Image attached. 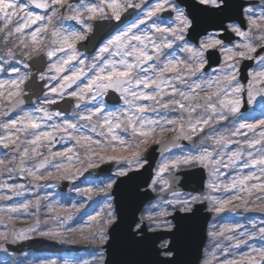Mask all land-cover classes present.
Returning a JSON list of instances; mask_svg holds the SVG:
<instances>
[{"label":"snow or ice","instance_id":"obj_1","mask_svg":"<svg viewBox=\"0 0 264 264\" xmlns=\"http://www.w3.org/2000/svg\"><path fill=\"white\" fill-rule=\"evenodd\" d=\"M31 7L44 14L31 11ZM61 9H66V17ZM129 9L141 14L123 28L114 25V34L98 41L93 55L80 51L78 46L86 47L95 37L94 22H122ZM164 12L174 14L167 24L158 22ZM64 19L74 21L79 29L57 27ZM0 33H4L5 45L11 44L8 56L15 60V48L22 57L15 62L29 69L21 72L13 67L10 71L15 78L0 81V104L7 109L0 108V116H8L23 105L30 80L41 93L39 106L31 112L0 121V145L12 150L10 158L0 159V170L10 175L18 172L36 182L53 177L75 180L87 169L114 161L125 165L118 167L115 175L128 177L129 172L139 171L147 163L146 146L159 145L162 149V161L150 187L156 191L159 185V191L170 193V197L161 201L159 211L139 220L135 216L125 220L110 203L114 179L99 188L76 189L89 199L93 192L106 196L107 210L88 217L81 238L108 244L113 250L109 264H184L181 255L187 237L182 222L191 220L198 211L196 205L205 201L217 214L250 206L264 212V3L257 8L248 0H187L186 6L180 7L173 0H154L151 4L147 0H81L73 7L69 0H0ZM13 37L14 41L10 39ZM233 37L238 39L233 41ZM216 53L219 66L205 76V65ZM244 60H256L260 66L249 73L246 88L239 80ZM28 61L42 65L35 78ZM36 80L43 82L42 87ZM110 91L118 94L123 107L107 109L105 97ZM245 94L249 105L261 98L260 117L248 120L241 116ZM66 98L75 101L71 113L50 111L48 106ZM171 112L179 115L170 117ZM222 122L230 125L226 132L217 128ZM207 129L211 133L191 151L165 156L181 147L175 141L192 140ZM121 133H127L128 138ZM168 133L173 135L166 139ZM65 138L74 143L53 151L55 143ZM230 144L238 145L237 149L225 151ZM238 163L249 171L227 182L220 180L224 175L221 168ZM197 167L208 171L207 192L185 196L173 190L181 179L178 172ZM24 191L23 184L0 182V201L22 196ZM30 207L38 213L41 198L0 207V213L11 223ZM83 207L74 204L72 209L78 212ZM47 210L56 212V205H48ZM71 219L72 211L65 209L62 219L60 214L51 216L56 226L40 230L37 217L25 229L0 232V241L15 243L30 239L29 234L65 240L64 226ZM212 227L209 235L217 239L215 248L223 254L242 245L249 249L220 264H264V247L248 245L257 235L264 239V226L255 231L253 224L254 231L238 234V224L221 225L218 230ZM84 228L87 235H83ZM146 229L166 235L149 236ZM221 241L228 243L221 248ZM212 258L216 259L215 252ZM99 259L104 264L103 257Z\"/></svg>","mask_w":264,"mask_h":264},{"label":"rangeland","instance_id":"obj_2","mask_svg":"<svg viewBox=\"0 0 264 264\" xmlns=\"http://www.w3.org/2000/svg\"><path fill=\"white\" fill-rule=\"evenodd\" d=\"M23 2L27 3V0H23ZM81 1L79 2H75L73 4V7H76L79 5ZM85 2H94V0H85ZM95 2H98V0H95ZM154 0H149V4L153 3ZM174 3L175 0H173ZM264 3V1H263ZM177 4V3H176ZM262 4V3H261ZM260 5H257V8H259ZM182 7V6H181ZM31 11L33 12H38L41 15L44 14L43 10L40 9H36L34 7L30 8ZM141 14V13H139ZM136 17H134L132 20H130L128 23H131L134 19H136ZM172 18V17H171ZM171 18H161L159 17L158 22H162L164 24H167L171 21ZM70 27L72 29L78 30L79 26L74 22V21H70L67 19H64L62 22L58 21L57 22V27ZM124 27V26H123ZM121 27V28H123ZM143 27V26H142ZM35 28V25L33 26V29ZM3 36L4 33H0V68H2L3 70L0 71V81L3 80H10V79H14L15 78V74L12 73L10 70L13 67H18L20 68L21 72H25L28 71L29 69H25L23 67V64H17L15 62V60H19L22 59V57L19 56V53L17 52V50L15 48H12L13 53H15V60L12 59L11 57L8 56V48L11 47L10 46H6L5 42L3 40ZM15 40V37L10 38ZM80 51L82 53H85L86 55H93L94 52L92 53H86L84 50ZM178 55L183 56V53H179L177 52ZM9 60V63H4V60ZM218 66L214 67L217 68ZM259 64L256 61V63L251 67L250 72H254V71H258L259 70ZM213 69V68H212ZM212 69L208 70L206 72H204L205 76L207 75H211L212 74ZM250 78V77H249ZM240 80V79H239ZM241 82V80H240ZM242 83V82H241ZM245 87H247V84L244 85ZM7 87V86H6ZM261 98H257V100L254 102V104L252 105V109L250 110V112H246L243 113L241 116L244 119H248V120H253L256 119L258 117H260L261 112H262V102H260ZM38 100L32 104V105H28L25 107H21L16 109V111H14L13 113H9L8 116H0V121H6L9 118H16V116L21 115L23 113V111H29L31 112L35 107H38ZM106 107L108 110H114V108L116 107H123V102L121 101V103L119 105H109L106 102ZM0 108H4V106L2 104H0ZM4 110L6 111V108H4ZM50 111H56V110H51ZM73 111V109H72ZM71 111V112H72ZM70 112V113H71ZM174 114L179 115L178 112H173ZM149 116H154V113H148ZM170 116V114H168ZM230 127V125H226L223 122L217 126L218 130L220 132H226V129ZM211 133L210 129H207L205 131V133H203V135L201 136V138L203 139V136L208 135ZM0 134H3V130L0 129ZM169 134V133H168ZM173 134V133H171ZM94 135V134H93ZM121 135H124L126 138H128V134L127 133H121ZM252 134L249 133V136H251ZM234 139H242V137H236ZM201 141V139H200ZM68 143L69 145H71L72 143H74L73 141H68L67 138H65L64 142H60V143H55L54 147H53V151H59L64 147V144ZM210 143V142H209ZM238 147V145L236 144H230L228 145V147L225 149V151H233L236 150ZM193 148L191 147H182V148H177L176 150H172L171 153H166L165 156L168 155H175V154H179L181 151L184 152H188L191 151ZM12 153L9 152V149H5L2 145H0V159H5V157L7 156V158H10ZM161 159L158 161L156 168L158 166V164L162 161V156L160 157ZM28 166H31V164H29ZM125 166L123 164H121L120 166H117L113 169V173L108 176V177H103V178H86L85 176L80 175L77 179L73 180V184L71 185V187L66 191V192H60L57 188V185L55 184L56 182V178L53 177L52 179L46 180V181H42V183H40L36 188L33 187H29L27 185V181L30 178H22L19 173H13V174H7V175H2L0 176V182H6L9 184H23L25 186V191L24 194L22 196L19 197H13L12 200L9 201H0V207H5L6 205H11V204H16V203H20L23 202L25 200H30V201H35L36 197L39 196L41 198V212L39 214V212L35 213V217H32V213L30 211V208L27 210V212L22 211L21 213H19V218L15 219L13 222L9 223L7 216L4 213H0V216L3 217V222H0V232L2 231H8L11 229H16L17 231L21 230V229H25L30 225H33L35 220L37 219V217L40 220V230H47V228L49 226H56V222L51 220V216L53 215H57L60 214L61 219L63 218V213L65 209L71 210L72 211V219L67 221V223L64 226V230H65V235L66 238H70L72 239L73 237L76 238L75 241L78 242H85L87 245V249H85L84 252H81L79 254H75V253H64L62 255V257L60 256H55V255H43L42 258L38 257V258H34V256L32 255V253H29L31 259L35 264H47L48 261H55L56 264H65V261L70 262V264H85V262H87V264H100V257H103L104 259V249L103 247L97 243L94 242L92 240H85L82 239V233H81V228L88 223V217L95 215L97 212H104L107 209L105 208V202H106V196L104 193L102 192H93L91 194V199H89L87 196L83 195L82 193H78L76 191L77 188L79 189H85V188H99L101 187L103 184L107 183V181L109 179H114L116 178L115 172L117 170L118 167H122ZM249 171V169H241L239 167V163L237 164V166L233 167L230 166L228 168H221V172L224 173L223 176L220 177V180L227 182L228 180L235 178L238 174L239 175H243L246 174ZM84 173V172H83ZM207 182L210 179L208 171H207ZM44 182V183H43ZM159 185L156 186L157 190H159ZM180 192V191H179ZM182 195H190L184 192H180ZM111 199H110V203L112 204V209L114 211V206L112 203V194L111 192L109 193ZM215 195H221V193H215ZM255 195H259V193H255ZM47 196V199H44V197ZM170 197V194L168 196H162L160 194L157 195L156 199L151 201L150 203L147 204V206L142 210V216H146L149 212H155V211H159L160 210V205H161V201L164 199H167ZM56 205V212L53 213H49L47 208L48 205ZM77 205V207H79V205L83 204L84 207L80 208V210L77 212L74 209H72L73 205ZM40 208V209H41ZM212 217H211V221L208 225V236L206 239V244L203 247V256L200 260L201 264H205V261H211V264H220V261L223 260H231L233 258H238L239 255L241 253H246L248 252V246H244L242 245L239 249H230L229 253L227 255L223 254L222 251L220 249H216L215 248V244L217 243V239L210 236L209 233L211 231H213V225L216 226V229L218 230L219 227L221 225H241V228L237 229V234L239 233V231H247V232H252L254 231L252 225L255 224L256 225V229L255 231H258L259 227L264 226V218L261 216H255V217H248V216H241L236 212L235 210H225L222 213H215L212 211ZM230 214V216H228ZM83 215V217H81ZM82 219H79V218ZM170 219V218H169ZM67 229H75V232H68ZM88 233V229L84 228L83 231V235H87ZM29 235H36V234H29ZM59 241H66L65 240H59ZM228 242L227 241H221V248L226 245ZM248 245L252 246V247H264V239H261L259 235L255 236V238L251 239L248 241ZM213 252H215L216 255V259L212 258V254ZM22 254H27V253H22ZM10 254L9 253H4V254H0V264H8L10 262L9 259ZM40 258V259H39ZM14 260H16L17 262L22 261L24 262V258H20L18 257L17 259L15 258ZM26 263V262H25ZM29 264V263H26Z\"/></svg>","mask_w":264,"mask_h":264},{"label":"water","instance_id":"obj_3","mask_svg":"<svg viewBox=\"0 0 264 264\" xmlns=\"http://www.w3.org/2000/svg\"><path fill=\"white\" fill-rule=\"evenodd\" d=\"M180 4L186 6L187 0H177ZM74 0H69V3L72 4ZM249 3L254 2L252 0H248ZM61 12L66 17L68 15L66 9H61ZM138 12V10L129 9L124 16L122 17V22H116V21H96L94 24L95 27V37L89 41L86 42L87 46L82 47L79 46L80 49H84L86 52H92L94 46L97 47L99 45V42H102V38H107L109 35L114 34L116 28H114V25H118V27H122L125 25L133 16H135ZM161 15H165L167 17H170L172 13L170 12H164L161 13ZM245 24V22H244ZM245 24V28H246ZM190 39V38H189ZM233 39H236V37H233ZM46 61V57H43ZM219 61V54L216 53L212 55L209 59V63L205 65V70L208 69L211 66H215L218 64ZM30 67L34 70L33 78L38 75L39 69L42 67V65L38 62L29 61ZM254 60H244L241 65V72H240V79L244 83L248 81V70L251 65H253ZM36 84L41 85L42 83L38 80L35 81ZM25 90H28L26 92L27 94L23 97L24 103L23 105H29L33 104L38 96L41 95L40 92L37 91V89L34 87L32 80H30L27 84V87ZM106 100L112 104L120 102L119 96L115 92H109L106 96ZM74 100L66 98L65 100L60 101L57 104L50 105V109H60L66 113H68L74 105ZM21 105V106H23ZM250 107V105L247 103L246 97H244V102L241 107V110H246ZM14 111V110H13ZM170 138V137H166ZM175 143H186L185 139H180L178 141H175ZM147 152L145 153V158L147 159V163L145 166L140 169L139 171H132L129 172L128 177H117L116 184L113 186V189L111 190L113 194V203L115 204V212L122 216L125 220H128L129 218L135 216L137 220H139V214L141 208L147 203L148 200L154 198L155 193L153 190L150 189L148 186L150 183V179L153 175L154 166L157 160V157L161 153L162 149L159 145H151L147 147ZM116 162H105L100 165L98 168L89 169L86 171L85 175L88 177H97V176H103V175H109L111 173V170L114 166H117ZM177 175L181 178L178 183L175 184L174 189L177 190H184L187 192L190 191H196V192H203V186H204V180H205V170L204 168L197 167L193 169H183L182 171L178 172ZM59 186L65 190L69 185H71V182L68 180H60L58 181ZM139 185V189L137 190L136 186ZM138 191V194H134ZM162 194L166 195L168 192H163ZM206 204L205 202L202 204H197L196 208L198 209L196 215L191 220L183 221V225L185 228L186 233V244L184 247V250L181 255V259L184 261V264H199V260L201 258V250L204 244V240L206 238V225L208 222V219L210 217V212L206 211L205 208ZM241 212H245L249 215H255V214H262L264 215V212L260 211L258 208H249V209H240ZM147 234L149 236H156V235H166L163 231L158 232H152L150 230H147ZM109 232H111V229H109ZM159 243V241H157ZM3 244L2 250H9L13 249L17 252H20L22 249L26 248H33L38 251L47 250V251H63V250H79L81 248H84L82 244L74 243L72 245H61L55 240H50L44 237L38 238L33 237L27 240L23 241H17L15 243L12 242H1ZM105 248V260L104 264H109V261L113 258V250L109 247L108 244L103 245Z\"/></svg>","mask_w":264,"mask_h":264},{"label":"flooded vegetation","instance_id":"obj_4","mask_svg":"<svg viewBox=\"0 0 264 264\" xmlns=\"http://www.w3.org/2000/svg\"><path fill=\"white\" fill-rule=\"evenodd\" d=\"M195 139V142H197L198 141V139H196V138H194ZM194 145V144H193ZM207 179H208V177H207ZM206 184H207V181H206ZM205 192H207V188L205 187V190H204V192L203 193H205ZM207 202V201H206ZM207 206H208V202H207ZM208 208H209V206H208ZM236 212H237V210H236ZM238 213V212H237ZM238 214H240V213H238ZM228 216H230V214L228 215Z\"/></svg>","mask_w":264,"mask_h":264},{"label":"trees","instance_id":"obj_5","mask_svg":"<svg viewBox=\"0 0 264 264\" xmlns=\"http://www.w3.org/2000/svg\"><path fill=\"white\" fill-rule=\"evenodd\" d=\"M81 217H83V215H82ZM73 239H74V238H73Z\"/></svg>","mask_w":264,"mask_h":264}]
</instances>
